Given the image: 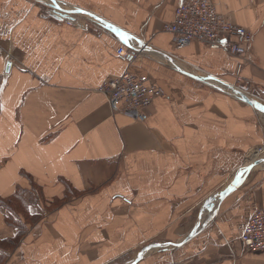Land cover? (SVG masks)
Returning a JSON list of instances; mask_svg holds the SVG:
<instances>
[{"label": "crops", "instance_id": "crops-1", "mask_svg": "<svg viewBox=\"0 0 264 264\" xmlns=\"http://www.w3.org/2000/svg\"><path fill=\"white\" fill-rule=\"evenodd\" d=\"M182 1L0 0V199L33 194L30 178L43 191L20 238L0 207V264H131L148 247L136 264H264L241 242L264 208V166L245 171L264 159V100L192 78L264 98V0H212L251 32L243 60L196 42L177 50L163 26ZM53 10L83 15L67 24ZM138 44L131 66L117 56ZM126 70L165 92L143 122L98 92Z\"/></svg>", "mask_w": 264, "mask_h": 264}, {"label": "built area", "instance_id": "built-area-1", "mask_svg": "<svg viewBox=\"0 0 264 264\" xmlns=\"http://www.w3.org/2000/svg\"><path fill=\"white\" fill-rule=\"evenodd\" d=\"M52 12L59 15L56 10ZM62 20L72 24L71 20ZM163 32L171 35L177 50L196 42L242 60L252 41L251 32L219 15L212 0H183L174 11L173 21L163 26ZM101 35L96 31L98 38ZM116 54L129 66L138 58V53L124 47L119 48ZM98 92L107 96L113 113H122L140 122L146 119L144 111L165 95L164 90L148 76L130 70L106 80ZM241 242L246 252L264 251V208L252 214L243 230Z\"/></svg>", "mask_w": 264, "mask_h": 264}, {"label": "water", "instance_id": "water-1", "mask_svg": "<svg viewBox=\"0 0 264 264\" xmlns=\"http://www.w3.org/2000/svg\"><path fill=\"white\" fill-rule=\"evenodd\" d=\"M61 11H63V12L62 13L57 12L61 16V18L62 19H68V20H71V21H75V18H74V15L75 14H81V12H79V11H75V12H68V11H65V10H61ZM89 16H92V14L89 15ZM93 17H95V16H93ZM132 50L134 52H137L138 53V52H141L143 50V48H142V46L140 44H138L137 46H133L132 47ZM9 67H10V65L7 64V66H6V72H8ZM192 78H194V80H197L198 82H202L204 84H207V85L213 87L216 90H220V91H223V92L225 91V92L228 93V95H230L232 97H236V99H239L242 102H245L246 104H249V105H251L253 107H258L259 106V104H257L255 102H252L251 100H249L242 93V91H239L237 89L234 90L231 85H229V84H227V83L219 80L218 78H215L212 75H204V77H200V78L192 77ZM213 82L214 83L216 82V84L219 85V86H216ZM224 88H226L227 91ZM259 165L260 166H264V159L257 160L252 165H250V167H248L245 171L251 169L253 166H259ZM237 184H238V179H235L234 182L226 188V190H224L223 192H221L220 194H218L215 197L209 198L208 202H212L216 198H218L219 201L224 200L236 188ZM195 234H196V230H194L192 232V234H190L184 240V242L185 241H188L189 239H191ZM178 245H180V244H178ZM149 249H151V247L146 248V250H144V251H147ZM144 251L142 250V252L139 253V255L137 256V258H135L133 260V262H131V264H136L141 259L142 255L144 254Z\"/></svg>", "mask_w": 264, "mask_h": 264}, {"label": "trees", "instance_id": "trees-1", "mask_svg": "<svg viewBox=\"0 0 264 264\" xmlns=\"http://www.w3.org/2000/svg\"><path fill=\"white\" fill-rule=\"evenodd\" d=\"M30 183L32 185L31 188L37 189L41 192L42 189L40 187L36 186V184L34 183L33 180H31V178H30ZM66 186H67V189H66L65 199H68L70 197L69 192H71V194H75V195L77 194V192H75V191L72 192L69 190L70 186H68L67 184H66ZM24 194H25V191H23L21 189H17L15 195H13L11 198H7L5 200L0 199V207L5 208L7 210L6 211L7 215H5L6 223L15 229L16 228L19 229L18 230V238H20L22 235H24V232H22V231H26L27 226L22 225V222H19L17 220L18 219L17 216L19 217L21 215V216L29 217V211H28L29 201L24 200V197H23ZM31 220L32 221L30 222V224L33 223L34 218H31ZM28 226H30V225H28ZM25 227H26V229H25ZM17 240L18 239L13 240V246L16 244ZM10 243H12V242H10ZM0 246H3V245L0 244Z\"/></svg>", "mask_w": 264, "mask_h": 264}, {"label": "rangeland", "instance_id": "rangeland-1", "mask_svg": "<svg viewBox=\"0 0 264 264\" xmlns=\"http://www.w3.org/2000/svg\"><path fill=\"white\" fill-rule=\"evenodd\" d=\"M50 3V2H49ZM53 7H51V9H52ZM50 11V10H49ZM73 15V14H72ZM75 15H77L76 16V18L77 17H81L83 14H75ZM226 90V89H225ZM227 91V90H226ZM246 95H247V97L250 99V100H253V101H258L260 104H261V102H262V100H264V98L259 94V93H256V94H254V92L252 91V92H244ZM30 191H32L33 192V194H30V195H28V194H24V198L28 201L29 199L30 200H35L36 198H37V202L40 204V202H39V200H42L40 197L42 196V194H43V191L41 190V192L39 191V190H37V189H29ZM29 192V191H28ZM30 200H29V202H30ZM50 205V204H49ZM58 205V203H54V204H51V206L48 208L49 209V211H51V209H54L56 206ZM44 207V206H43ZM4 210H5V212L7 211L5 208H3ZM7 215V214H6ZM27 216H22L21 218H19L18 216H17V220L19 221V222H22V225H24V226H28V225H31L30 224V222L32 221L31 220V218H33L30 214H29V217H27ZM35 222V218H34V221H33V223ZM17 230H19L18 228H16ZM25 229H26V227H25ZM22 232H26V231H22Z\"/></svg>", "mask_w": 264, "mask_h": 264}, {"label": "bare ground", "instance_id": "bare-ground-1", "mask_svg": "<svg viewBox=\"0 0 264 264\" xmlns=\"http://www.w3.org/2000/svg\"><path fill=\"white\" fill-rule=\"evenodd\" d=\"M124 47H125V46H124ZM213 83H214V82H213ZM215 83H216V82H215ZM215 83H214V84H215ZM215 85H216V84H215ZM216 86H218V85H216Z\"/></svg>", "mask_w": 264, "mask_h": 264}, {"label": "snow or ice", "instance_id": "snow-or-ice-1", "mask_svg": "<svg viewBox=\"0 0 264 264\" xmlns=\"http://www.w3.org/2000/svg\"><path fill=\"white\" fill-rule=\"evenodd\" d=\"M261 111H264V109H261Z\"/></svg>", "mask_w": 264, "mask_h": 264}]
</instances>
